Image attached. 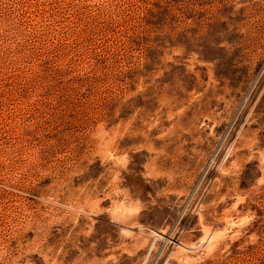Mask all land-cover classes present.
Segmentation results:
<instances>
[{"label":"rangeland","instance_id":"374dc122","mask_svg":"<svg viewBox=\"0 0 264 264\" xmlns=\"http://www.w3.org/2000/svg\"><path fill=\"white\" fill-rule=\"evenodd\" d=\"M0 264H264V0H0Z\"/></svg>","mask_w":264,"mask_h":264}]
</instances>
